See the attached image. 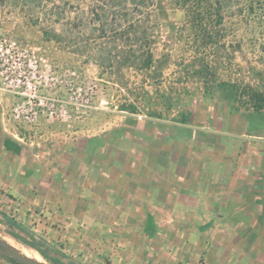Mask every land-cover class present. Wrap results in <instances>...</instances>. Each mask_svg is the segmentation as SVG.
Segmentation results:
<instances>
[{
	"label": "crops",
	"instance_id": "obj_1",
	"mask_svg": "<svg viewBox=\"0 0 264 264\" xmlns=\"http://www.w3.org/2000/svg\"><path fill=\"white\" fill-rule=\"evenodd\" d=\"M14 101L0 99V232L43 262L264 264L260 133L123 109L29 128Z\"/></svg>",
	"mask_w": 264,
	"mask_h": 264
},
{
	"label": "rangeland",
	"instance_id": "obj_2",
	"mask_svg": "<svg viewBox=\"0 0 264 264\" xmlns=\"http://www.w3.org/2000/svg\"><path fill=\"white\" fill-rule=\"evenodd\" d=\"M185 4L170 0H146L142 5L111 0H0V35L38 48L59 70L72 68L81 80L95 81L98 93L94 110L98 112L120 110L121 104L133 98L139 88L158 85L157 95L151 92V97L143 101L145 110L136 113L150 117L152 99L157 102L155 108L163 113L165 88L196 56L187 48L185 11L190 4ZM229 6L224 13L226 46L218 52L222 61L217 75L264 92V49L259 45L264 42V2H230ZM140 30L142 42L136 39L141 37ZM101 51L108 52L112 60V65L104 69L96 63ZM132 54L134 58L152 54L151 67L144 68L140 59L133 62ZM210 58H214L212 53ZM185 84L188 93L179 94L172 106V115H177L169 117L173 125L182 122L179 114H183L184 123L189 125L217 121L216 126L225 127L231 123L245 127L247 134L264 136V108L234 110L232 101L222 95L203 94L202 80ZM6 238L10 237L0 232V241L7 242Z\"/></svg>",
	"mask_w": 264,
	"mask_h": 264
},
{
	"label": "trees",
	"instance_id": "obj_3",
	"mask_svg": "<svg viewBox=\"0 0 264 264\" xmlns=\"http://www.w3.org/2000/svg\"><path fill=\"white\" fill-rule=\"evenodd\" d=\"M116 1L119 4L131 3L135 5H142L146 0H111ZM125 1V2H123ZM127 1V2H126ZM174 3H180L186 5L189 2L190 6L185 11V16L188 21V36H189V46L188 50H191L196 56L193 60H189L180 69L177 78L171 84L165 88L164 95H166L163 113L156 107L154 99L152 103L149 104L148 115L153 117L161 118L162 115L171 118H177V115H172L175 98L179 97V94H187L188 91L185 89L186 82H192L196 80H202V85L204 86L203 94L215 93L222 95L229 101L233 103V109L238 110L240 108L244 110H255L259 111L264 108V92L253 87L250 84L241 85L236 79L225 78L219 79L217 75V69L221 65L222 56L218 53L220 49L226 46L225 38L227 37L225 24V12L230 7V2H264V0H170ZM246 5V4H244ZM98 19H101L100 17ZM104 22L101 20V29H104ZM137 36L138 42H142L144 38ZM260 47L264 49V42H261ZM240 47V44L237 45ZM137 48H139L137 46ZM212 53L214 58L209 59V55ZM131 54V52H128ZM96 59L97 65L104 69L112 65V60L108 55V52L101 51ZM133 57V54L132 56ZM134 58V57H133ZM131 58V59H133ZM142 60V66L149 69L152 65V54L147 56L138 55L133 59ZM126 62L130 60L129 57L126 58ZM132 62V60H131ZM130 62V63H131ZM143 87L145 82H143ZM154 85V86H153ZM151 88H139L134 97H130L123 104L121 108L131 113H138L142 109L144 99H149L151 97V92L158 93V85L152 83ZM156 86V87H155ZM186 110V109H185ZM181 121L186 119V116L179 114ZM14 259L12 257H9ZM15 260V259H14Z\"/></svg>",
	"mask_w": 264,
	"mask_h": 264
},
{
	"label": "built area",
	"instance_id": "obj_4",
	"mask_svg": "<svg viewBox=\"0 0 264 264\" xmlns=\"http://www.w3.org/2000/svg\"><path fill=\"white\" fill-rule=\"evenodd\" d=\"M97 93L95 81L81 80L72 68L59 70L38 48L0 35V99L15 98L13 121L29 128L42 118L69 123L97 108Z\"/></svg>",
	"mask_w": 264,
	"mask_h": 264
},
{
	"label": "water",
	"instance_id": "obj_5",
	"mask_svg": "<svg viewBox=\"0 0 264 264\" xmlns=\"http://www.w3.org/2000/svg\"><path fill=\"white\" fill-rule=\"evenodd\" d=\"M0 255L12 257L21 264H46V262L33 260L17 252L5 241H0Z\"/></svg>",
	"mask_w": 264,
	"mask_h": 264
},
{
	"label": "bare ground",
	"instance_id": "obj_6",
	"mask_svg": "<svg viewBox=\"0 0 264 264\" xmlns=\"http://www.w3.org/2000/svg\"><path fill=\"white\" fill-rule=\"evenodd\" d=\"M7 243L17 252L25 255L28 258H31L33 260L36 261H40L43 262L42 257L40 256V254L33 248L23 245L19 242H17L14 239L11 238H6Z\"/></svg>",
	"mask_w": 264,
	"mask_h": 264
}]
</instances>
